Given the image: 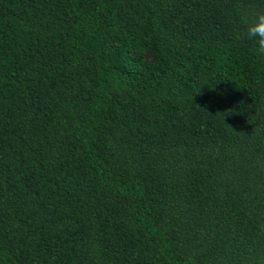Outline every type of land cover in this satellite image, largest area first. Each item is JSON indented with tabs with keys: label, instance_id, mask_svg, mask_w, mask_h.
Here are the masks:
<instances>
[{
	"label": "trees",
	"instance_id": "16d2710c",
	"mask_svg": "<svg viewBox=\"0 0 264 264\" xmlns=\"http://www.w3.org/2000/svg\"><path fill=\"white\" fill-rule=\"evenodd\" d=\"M264 0H0V264H264Z\"/></svg>",
	"mask_w": 264,
	"mask_h": 264
},
{
	"label": "clouds",
	"instance_id": "9594fccd",
	"mask_svg": "<svg viewBox=\"0 0 264 264\" xmlns=\"http://www.w3.org/2000/svg\"><path fill=\"white\" fill-rule=\"evenodd\" d=\"M236 38L250 41L255 53L264 57V10L250 15L246 10L241 9Z\"/></svg>",
	"mask_w": 264,
	"mask_h": 264
}]
</instances>
